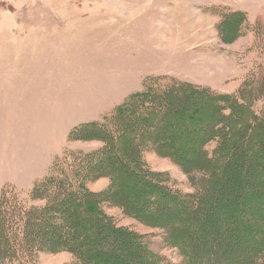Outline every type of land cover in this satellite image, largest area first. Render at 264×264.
<instances>
[{
	"label": "trees",
	"instance_id": "obj_1",
	"mask_svg": "<svg viewBox=\"0 0 264 264\" xmlns=\"http://www.w3.org/2000/svg\"><path fill=\"white\" fill-rule=\"evenodd\" d=\"M246 25L245 13L221 15L220 42H235ZM251 78L238 97L157 78L108 119L75 128L69 142L101 148L66 150L26 197L0 188V264H38L42 254H68L73 264H174L153 247L159 234L179 264H264V106L254 111L264 69ZM147 152L179 168L193 192L152 169ZM102 179L103 190L89 188ZM106 208L159 234L120 226Z\"/></svg>",
	"mask_w": 264,
	"mask_h": 264
},
{
	"label": "rangeland",
	"instance_id": "obj_2",
	"mask_svg": "<svg viewBox=\"0 0 264 264\" xmlns=\"http://www.w3.org/2000/svg\"><path fill=\"white\" fill-rule=\"evenodd\" d=\"M228 11L245 13L247 25L238 40L223 44L216 27ZM262 30L264 0H0V188L26 197L66 150L101 148L69 142V135L109 118L157 78L238 97L264 69ZM263 106L257 102L254 111ZM145 160L179 191L193 192L170 161L151 152ZM107 185L88 184L95 192ZM106 209L120 226L159 234ZM159 235L150 239L155 250L179 264L175 250L159 246ZM72 260L42 254L38 264Z\"/></svg>",
	"mask_w": 264,
	"mask_h": 264
}]
</instances>
